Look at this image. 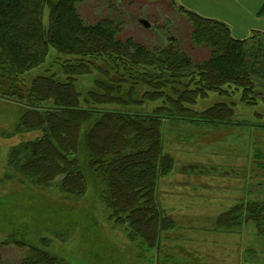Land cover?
Listing matches in <instances>:
<instances>
[{"label":"trees","instance_id":"1","mask_svg":"<svg viewBox=\"0 0 264 264\" xmlns=\"http://www.w3.org/2000/svg\"><path fill=\"white\" fill-rule=\"evenodd\" d=\"M86 1L0 0V96L24 107L8 136L36 134L10 148L6 165L22 182L67 197L80 198L90 186L129 241L158 248L161 233L176 225L159 204L158 181L174 167L162 126L232 122L235 102L223 99L235 91L247 106L264 103V32L235 39L223 22L172 0H142L166 1L186 19L191 47L208 51L196 60L180 48L119 39L118 18L88 23L78 7ZM50 59L58 72L43 69ZM36 69L41 75L25 83L22 76ZM84 77L92 81L81 91ZM209 93L220 100L194 109ZM246 224L264 238V201L239 202L214 222L227 233ZM15 244L26 251L15 264H67L43 239L36 246L15 238L0 243V264H8L1 250Z\"/></svg>","mask_w":264,"mask_h":264},{"label":"rangeland","instance_id":"2","mask_svg":"<svg viewBox=\"0 0 264 264\" xmlns=\"http://www.w3.org/2000/svg\"><path fill=\"white\" fill-rule=\"evenodd\" d=\"M78 7L88 23L106 17L123 21L121 40L133 38L152 49L180 48L196 60L208 54L205 49L191 47L188 22L166 1L87 0ZM47 20L45 8L44 25ZM142 20L149 23L147 28ZM52 62L48 60L43 69L58 72ZM43 69L22 76V80L30 81ZM91 81V77L79 79L78 88L86 90ZM240 94L235 91L223 99L235 102L232 122H164V150L174 159V168L159 179L171 181L169 186L165 184L169 188L164 193H158L159 204L176 225L161 233L158 248L129 241L124 227L108 219L90 186L80 198L67 197L54 187L22 182L9 170L10 148L36 134L8 136L24 107L0 96V243L15 238L38 246L43 239L48 243L43 248L67 264H264V238L253 224L235 233L222 232L214 225L217 216L239 202L264 201V103L247 106L239 100ZM219 100L209 93L194 109L201 111ZM195 159L201 160L203 170L193 176L189 186L176 184L179 167ZM16 246L3 248L2 260L8 264L22 260L26 251ZM177 246L186 248L185 252H178Z\"/></svg>","mask_w":264,"mask_h":264},{"label":"crops","instance_id":"3","mask_svg":"<svg viewBox=\"0 0 264 264\" xmlns=\"http://www.w3.org/2000/svg\"><path fill=\"white\" fill-rule=\"evenodd\" d=\"M185 10L192 11L202 17L218 20L226 24L235 39H246L251 32H264V16H258V12L264 0H172ZM179 125L178 122H172ZM200 124H197L199 127ZM177 127V126H176ZM179 138V137H178ZM171 148V146L169 147ZM165 151V150H164ZM166 152V151H165ZM167 153V152H166ZM169 153V152H168ZM200 159H195L179 167L178 180L175 183L188 186L193 183V176L202 171ZM174 168V167H173ZM173 171V170H172ZM171 171V172H172ZM165 179V180H164ZM159 180L158 193H164L171 183L168 178ZM168 185V186H165ZM171 185V184H170ZM159 196V194H158ZM178 252L184 253V248L175 247ZM184 249V250H183ZM188 252V249H187ZM190 253V252H188ZM193 254V253H190Z\"/></svg>","mask_w":264,"mask_h":264},{"label":"water","instance_id":"4","mask_svg":"<svg viewBox=\"0 0 264 264\" xmlns=\"http://www.w3.org/2000/svg\"><path fill=\"white\" fill-rule=\"evenodd\" d=\"M140 23L143 24V26H144L145 28L148 27V24H147L145 21L142 20Z\"/></svg>","mask_w":264,"mask_h":264}]
</instances>
